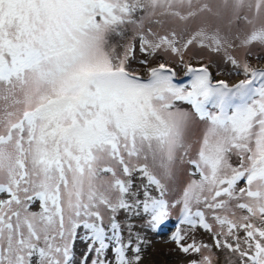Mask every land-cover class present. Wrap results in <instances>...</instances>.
Listing matches in <instances>:
<instances>
[{
	"label": "rangeland",
	"instance_id": "1",
	"mask_svg": "<svg viewBox=\"0 0 264 264\" xmlns=\"http://www.w3.org/2000/svg\"><path fill=\"white\" fill-rule=\"evenodd\" d=\"M261 66L264 0H0V264H264Z\"/></svg>",
	"mask_w": 264,
	"mask_h": 264
},
{
	"label": "trees",
	"instance_id": "2",
	"mask_svg": "<svg viewBox=\"0 0 264 264\" xmlns=\"http://www.w3.org/2000/svg\"><path fill=\"white\" fill-rule=\"evenodd\" d=\"M191 68H192V67L187 66V68H186V69H187V75L189 74V73H188V70H191ZM252 71L254 72V74H257L256 71H255V69H252ZM236 85H237V84H233V85H232L231 87H229V88H230V89H234V88L236 87ZM213 89H214V91H218V90L221 91V89H218L217 86H215V85L213 86ZM224 89H226V88H224ZM115 223H116V222H115ZM122 226L125 227L123 224H122Z\"/></svg>",
	"mask_w": 264,
	"mask_h": 264
}]
</instances>
